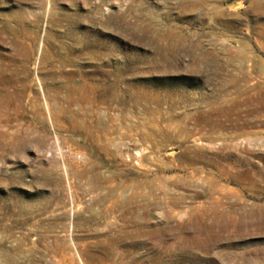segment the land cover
I'll return each mask as SVG.
<instances>
[{
	"label": "rangeland",
	"instance_id": "1",
	"mask_svg": "<svg viewBox=\"0 0 264 264\" xmlns=\"http://www.w3.org/2000/svg\"><path fill=\"white\" fill-rule=\"evenodd\" d=\"M2 87L0 264H264V0H0Z\"/></svg>",
	"mask_w": 264,
	"mask_h": 264
},
{
	"label": "bare ground",
	"instance_id": "2",
	"mask_svg": "<svg viewBox=\"0 0 264 264\" xmlns=\"http://www.w3.org/2000/svg\"><path fill=\"white\" fill-rule=\"evenodd\" d=\"M190 1V0H189ZM198 3V2H197ZM4 86H5V83H4ZM6 91H7V89L5 88V87H2L1 89H0V94L2 93V94H6ZM7 96H8V98H9V95L8 94H6ZM11 98V97H10ZM3 99V98H2ZM10 101V100H9Z\"/></svg>",
	"mask_w": 264,
	"mask_h": 264
}]
</instances>
